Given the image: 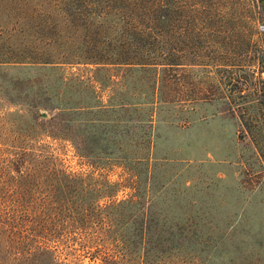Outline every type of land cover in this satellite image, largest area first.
<instances>
[{"label":"rangeland","instance_id":"obj_1","mask_svg":"<svg viewBox=\"0 0 264 264\" xmlns=\"http://www.w3.org/2000/svg\"><path fill=\"white\" fill-rule=\"evenodd\" d=\"M263 19L264 0H0V52L27 59L0 63V136L8 147L40 136L101 190L99 174L139 173L165 234L151 264H264ZM144 101L156 102L152 124L151 106L128 105ZM152 133L147 190L149 164L132 159ZM118 190L99 203L134 193ZM82 236L40 248L55 263L37 264H95L103 239Z\"/></svg>","mask_w":264,"mask_h":264},{"label":"trees","instance_id":"obj_2","mask_svg":"<svg viewBox=\"0 0 264 264\" xmlns=\"http://www.w3.org/2000/svg\"><path fill=\"white\" fill-rule=\"evenodd\" d=\"M28 59H31L29 63L51 62L42 58ZM19 62H27V59L0 52V63ZM155 104L146 101L128 103L136 112L151 106V124L154 121ZM34 125L40 127L36 120ZM21 135H25V138H16L19 144L10 147L5 145L3 136H0V264H9V260L13 259L29 260V264L42 261L55 263L53 252L40 251V248L63 238L76 239L78 233L83 235L82 241L88 246L103 239L102 256H91L95 264H125L135 260L137 264H151L150 261H158L165 256L164 251L157 246L163 242L164 229L159 217L150 214L144 204L153 200V197L140 194L139 173L130 170L131 176L125 184L112 182L99 174L105 187L101 190L89 184L94 183V171L85 173L68 170L49 142H43L35 134ZM154 144L155 134L152 133L149 134L145 154L132 159L136 164H149L147 190L151 185V166L157 164V160L151 163ZM120 187H130L134 193L125 200L104 205L99 203L98 197H112L114 190L118 192ZM112 216L116 220L114 222H122L123 228L114 224ZM94 219L101 222L98 229L92 226ZM165 232L173 237L169 229ZM138 245L142 247L134 249L133 246ZM33 247H37L38 251H26V248Z\"/></svg>","mask_w":264,"mask_h":264},{"label":"built area","instance_id":"obj_3","mask_svg":"<svg viewBox=\"0 0 264 264\" xmlns=\"http://www.w3.org/2000/svg\"><path fill=\"white\" fill-rule=\"evenodd\" d=\"M259 31L264 33V19L258 25Z\"/></svg>","mask_w":264,"mask_h":264},{"label":"water","instance_id":"obj_4","mask_svg":"<svg viewBox=\"0 0 264 264\" xmlns=\"http://www.w3.org/2000/svg\"><path fill=\"white\" fill-rule=\"evenodd\" d=\"M43 115H44L45 117L47 116V114H46V113H44Z\"/></svg>","mask_w":264,"mask_h":264}]
</instances>
